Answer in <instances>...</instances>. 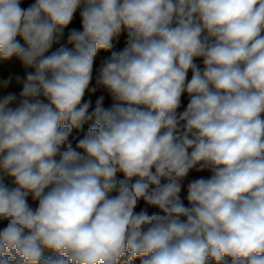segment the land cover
<instances>
[{
    "label": "clouds",
    "instance_id": "obj_1",
    "mask_svg": "<svg viewBox=\"0 0 264 264\" xmlns=\"http://www.w3.org/2000/svg\"><path fill=\"white\" fill-rule=\"evenodd\" d=\"M23 4L0 0V62L30 70L0 96V264H264V0Z\"/></svg>",
    "mask_w": 264,
    "mask_h": 264
},
{
    "label": "rangeland",
    "instance_id": "obj_2",
    "mask_svg": "<svg viewBox=\"0 0 264 264\" xmlns=\"http://www.w3.org/2000/svg\"><path fill=\"white\" fill-rule=\"evenodd\" d=\"M28 1L29 0H24V4L22 5V6H25L27 3H28ZM71 28H73V27H71L70 26V29ZM70 29H66L65 30V37H64V39L62 40V41H64L63 43L64 44H66V38H67V31H69ZM126 33H124V34H122V36L120 37V39H119V42L117 43V42H114V47L116 48V50H121L124 46H125V44H126ZM61 41V42H62ZM58 45V44H57ZM57 45H54L53 47H56ZM59 46V45H58ZM68 47H71V45H67ZM106 57H108V56H104V55H101V54H99V55H97V57H96V60H95V62H94V72H93V75H94V77H95V75H96V71H97V69L99 68V66H100V64H101V62L106 58ZM11 70V69H10ZM4 74V78L3 79H6V77H8V75H7V73H3ZM93 83H94V81H93ZM9 88V90H13V88L12 87H8ZM12 90H11V92H12ZM100 95H104L105 96V101H104V106L105 107H110L111 106V104L113 103V101L111 100V98H110V96H108V94L106 93V92H104V90H102V89H100V90H98L94 95H91V96H89L88 94H86V96H85V99H92V101H93V107H94V105H95V99L98 97V96H100ZM211 175V172L209 171V170H205V171H203V172H196L195 170H193L192 172H190V174H189V176H188V178L185 180V189L184 190H182V197L183 196H185L186 195V184H187V182L188 181H190V180H193V179H197V178H200V177H205V178H207V177H209ZM6 183H8L9 185H11L12 184V182H11V180L10 179H6V181H5ZM115 193H113V195H114ZM29 202H31V199L29 198ZM35 206V205H34ZM140 207H143V202H141V204L138 206V208H137V211H139V209H140ZM150 211H152L151 209H150ZM134 264H139V262L138 261H135L134 262Z\"/></svg>",
    "mask_w": 264,
    "mask_h": 264
},
{
    "label": "crops",
    "instance_id": "obj_3",
    "mask_svg": "<svg viewBox=\"0 0 264 264\" xmlns=\"http://www.w3.org/2000/svg\"><path fill=\"white\" fill-rule=\"evenodd\" d=\"M63 42L64 41H62L61 43ZM57 47L59 46L57 45L56 47H53L52 50H55ZM25 71H30V70L23 69L15 59L9 62H0V80L4 78V74H3L4 72L7 73L8 76H13V82L9 87H12L13 88V90L11 89L12 92H15L17 94H19V92L21 91L22 85L17 84L15 82L14 77L16 75L24 76ZM11 90L0 88V96H3L7 94L8 92H11Z\"/></svg>",
    "mask_w": 264,
    "mask_h": 264
},
{
    "label": "trees",
    "instance_id": "obj_4",
    "mask_svg": "<svg viewBox=\"0 0 264 264\" xmlns=\"http://www.w3.org/2000/svg\"><path fill=\"white\" fill-rule=\"evenodd\" d=\"M33 2H34V0H29L28 3H27L24 7H27L28 4L33 3ZM79 11H80V10L78 9V10H77V13H76L75 16H74L73 23L70 25L71 27H73V28H77V29H80V28H81V25H80V17H79ZM70 26H69V29H70ZM66 33H68V31H67ZM114 42H115V41H114ZM113 50H116V48L114 47ZM99 54L104 55V56H110V52H107V53H106V52L101 51V52L98 53V55H99ZM196 63L199 64L201 67H203V64H202V58L197 59V60H196ZM190 76H191V73H189V78H190ZM6 90H9V88H7ZM187 103H188V97H187V94H185L184 96H182V104H181V108L178 109V111H181V112H182V111L184 110V108L186 107ZM90 110H91V109H90ZM87 127H88V125H85V128H84V131H83V132H78L77 130L74 129L73 135H76V136H78V137H82V136L86 133V131H87ZM118 177H119V178H123V177H122V174H118ZM185 203H186V201H185ZM137 261L139 262V260H137Z\"/></svg>",
    "mask_w": 264,
    "mask_h": 264
}]
</instances>
